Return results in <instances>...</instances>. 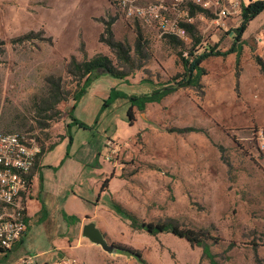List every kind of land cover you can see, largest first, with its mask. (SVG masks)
<instances>
[{
    "label": "rangeland",
    "instance_id": "obj_1",
    "mask_svg": "<svg viewBox=\"0 0 264 264\" xmlns=\"http://www.w3.org/2000/svg\"><path fill=\"white\" fill-rule=\"evenodd\" d=\"M239 1L242 21L249 5ZM201 37L196 31L195 39ZM111 39L129 49L130 62L118 58L107 43ZM231 45L226 42L224 51ZM209 48L200 66L206 72L201 88L179 86L191 80L187 47L174 38H155L110 0H0V133L29 134L42 152L66 138L74 95L86 79L72 61L106 56L129 76L116 81L102 70L96 73L101 78L74 111L86 128L73 126L69 138L75 146L108 155L111 205L98 216L108 242L140 251L147 264H211L200 246L132 226L118 205L138 225L173 222L204 232L218 264H264V168L256 137L264 125L249 116L251 104L238 84L240 58L239 65L221 67L224 51L212 43ZM172 88L143 111L134 107L131 121L129 99L119 98L102 111L113 90L144 97ZM57 95L64 100L53 110ZM43 239L34 229L8 259L30 254L36 261L37 253L49 250ZM82 243L97 264H141L89 240Z\"/></svg>",
    "mask_w": 264,
    "mask_h": 264
},
{
    "label": "crops",
    "instance_id": "obj_2",
    "mask_svg": "<svg viewBox=\"0 0 264 264\" xmlns=\"http://www.w3.org/2000/svg\"><path fill=\"white\" fill-rule=\"evenodd\" d=\"M256 1L260 0L247 2L250 5ZM193 9H197L195 13ZM240 10L241 8L236 14L224 19L221 27L215 22L217 14L206 11L200 17L202 24L199 26L196 24L193 28L195 33L200 30L202 36L210 37L211 43L222 51L226 42H232L231 47L236 44L234 52H229L230 46L226 47L227 51L225 50L224 53L227 54L221 57L227 58L222 59L221 67L235 64L240 51L238 84L251 104L249 116L255 117L257 122L264 125V72L256 61L258 58L264 63V10L247 25L239 42H236V33L233 32V28L238 29L242 24L238 16ZM199 13L198 8L192 7L191 15ZM222 34L227 35L224 42L220 39ZM204 37L197 39L198 43L206 40L211 45ZM192 54V52L189 53L191 57ZM99 79L92 83L83 98L93 90ZM112 85L115 84L112 83ZM70 141L71 138L67 136L53 150L42 152L30 175L28 232L10 252L26 244L35 229L44 235V242L49 241L46 244L49 250L37 253L38 258L35 264H71L73 259L81 264H97L86 252L88 247L82 242L88 239L82 236V231L86 224L95 223L103 233L98 216L111 205L108 189L110 190L112 184L113 169L111 163L105 160L107 155L101 156L98 149L93 152L87 151L83 147L75 146L74 142L71 144ZM105 182H107V188L102 190ZM82 249L84 251H81ZM61 253L66 256V259L59 258ZM8 254L9 251L0 252V264H9L19 259L10 261Z\"/></svg>",
    "mask_w": 264,
    "mask_h": 264
},
{
    "label": "built area",
    "instance_id": "obj_3",
    "mask_svg": "<svg viewBox=\"0 0 264 264\" xmlns=\"http://www.w3.org/2000/svg\"><path fill=\"white\" fill-rule=\"evenodd\" d=\"M110 1L126 19L138 21L155 32V38L177 39L187 47V54L193 53L191 60L208 53L210 48L206 41L198 43L187 27L195 26L206 11L217 14L215 22L221 27L224 19L240 9L239 0ZM192 7L202 12L191 15ZM256 137L258 155L264 168V128L256 131ZM41 154L42 147L35 137L26 133H0V249L4 251H12L28 232L30 175ZM34 263L35 257L25 255L9 264ZM71 264L81 263L73 259Z\"/></svg>",
    "mask_w": 264,
    "mask_h": 264
},
{
    "label": "trees",
    "instance_id": "obj_4",
    "mask_svg": "<svg viewBox=\"0 0 264 264\" xmlns=\"http://www.w3.org/2000/svg\"><path fill=\"white\" fill-rule=\"evenodd\" d=\"M195 10L193 9V13H195ZM199 12H202L201 9H199ZM264 10V1L256 2L253 4H250L247 6L242 15V24L236 31V42H239L242 34L244 33L247 25L254 19L256 16H258L262 11ZM191 34L195 35V28L193 27H187ZM110 33V31L108 30ZM111 34V33H110ZM109 46L111 48H114L118 52V58L121 61L130 62V56H129V49L125 47L122 43L115 42L112 39L107 41ZM138 47H140V40L137 44ZM236 50V44H233V47L230 49L229 52H234ZM227 53H224L226 55ZM207 56V54H204L199 57H194L191 61L187 62L186 65L188 67V73L191 77V80L184 82L183 84L179 86H185V85H192L197 88H201L200 80L201 77L206 75L205 70L200 67L204 58ZM193 57V56H192ZM239 57H240V51L238 52V65H239ZM258 64L261 66L262 71L264 72V63L260 59H256ZM72 66H74L75 70L80 74L81 78L85 79L83 87L74 95V106L72 111L70 112V118L72 119V122L67 126V133L68 137L71 135V129L73 126H79V128H86V125H84L82 122L78 121L74 117V111L76 109L77 104L80 102V100L83 98V96L87 93L89 87L92 85L94 81L99 79L102 75L96 74L98 71L102 70L104 72L103 75H108L112 78L118 79V80H124L129 76L127 72L124 71H118L115 69L113 63L111 60L103 55H97L91 60H86L82 63H77L75 59L72 61ZM175 88L172 89H163L159 91H155L151 95H147L144 97H128L127 94L119 92L117 90H113L110 93V96L108 99L104 102L102 111L110 104L114 103L119 98L122 99H129L131 102V107L128 111V117L131 120H133V108L137 107L140 111H143L146 107V104L153 103V102H160L162 98L165 96H168L171 94ZM64 100L61 95H57V98L54 103L53 110L56 109L57 105ZM49 123L46 122V126H48ZM45 128V126L43 127ZM8 134V133H6ZM64 138H61L63 140ZM37 140V139H36ZM59 143V142H58ZM52 145L50 148L47 149V151L53 150L57 144ZM71 143V141H70ZM46 150L44 149L43 152ZM107 188V182H105L102 186V190H105ZM117 212L127 220H129L132 224V226L137 227L140 226V228L145 229L146 232L150 235H158V234H165L170 233L174 236L185 239L192 245L200 246L203 248L204 255L208 256L210 259L211 264H218L216 262L215 256L210 252V248L206 241L210 239V237H207V235L204 232L201 231H194L190 229H184L178 226L177 224L173 222H166V223H148V224H141L138 225V219L124 211L120 206L116 205ZM117 252L129 257L135 258L139 263L141 264H147L145 259L143 258V255L140 251L132 249L125 245H117ZM0 252H6L2 249H0ZM10 252V251H9Z\"/></svg>",
    "mask_w": 264,
    "mask_h": 264
},
{
    "label": "water",
    "instance_id": "obj_5",
    "mask_svg": "<svg viewBox=\"0 0 264 264\" xmlns=\"http://www.w3.org/2000/svg\"><path fill=\"white\" fill-rule=\"evenodd\" d=\"M82 236L91 243L101 246L102 249L109 254L117 252L116 246L108 242L105 235L97 228L95 223L86 224L83 227Z\"/></svg>",
    "mask_w": 264,
    "mask_h": 264
}]
</instances>
